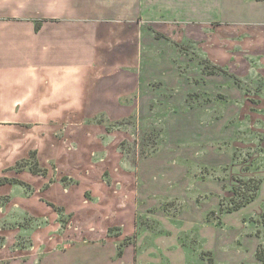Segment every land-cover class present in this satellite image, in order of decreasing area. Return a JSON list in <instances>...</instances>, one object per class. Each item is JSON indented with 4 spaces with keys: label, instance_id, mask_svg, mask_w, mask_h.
<instances>
[{
    "label": "rangeland",
    "instance_id": "obj_1",
    "mask_svg": "<svg viewBox=\"0 0 264 264\" xmlns=\"http://www.w3.org/2000/svg\"><path fill=\"white\" fill-rule=\"evenodd\" d=\"M159 1L166 18L138 20L139 97L117 121L79 122L111 121L113 130L96 126L86 141L80 126L78 156L97 159L98 195L81 198L91 211L64 212L36 229L34 243L14 235L12 220L0 230V264H145L139 251L171 231L180 264H263L264 0ZM249 177L261 181L256 198L225 212L237 180ZM155 252V264H167Z\"/></svg>",
    "mask_w": 264,
    "mask_h": 264
},
{
    "label": "crops",
    "instance_id": "obj_2",
    "mask_svg": "<svg viewBox=\"0 0 264 264\" xmlns=\"http://www.w3.org/2000/svg\"><path fill=\"white\" fill-rule=\"evenodd\" d=\"M155 1L0 0V230L15 225L14 235L34 243L36 229L61 220L64 212L89 214L81 198L98 195L99 187L90 183L97 159L87 152L78 156L80 126L86 141L96 126L107 136L113 130L111 121L79 122L99 114L117 121L139 97L138 20L158 21L168 9ZM34 162L45 174L31 171ZM18 218L29 223L22 226ZM9 236L6 247L17 239ZM176 236L153 237L151 250L139 251L145 264L156 263L157 250L167 264H180Z\"/></svg>",
    "mask_w": 264,
    "mask_h": 264
},
{
    "label": "trees",
    "instance_id": "obj_3",
    "mask_svg": "<svg viewBox=\"0 0 264 264\" xmlns=\"http://www.w3.org/2000/svg\"><path fill=\"white\" fill-rule=\"evenodd\" d=\"M23 165L25 164H19V166ZM29 168L35 173L45 174L46 172L45 169L38 167V164L36 162L30 164ZM237 182L238 184L234 186L232 190L233 195L230 198L231 206L227 207L225 209V212L238 210L239 208L252 202L256 198L257 192L261 185L260 179H256L253 177H249L247 179L239 178ZM255 257L257 260L264 264V246L256 250ZM210 264H212V262Z\"/></svg>",
    "mask_w": 264,
    "mask_h": 264
}]
</instances>
